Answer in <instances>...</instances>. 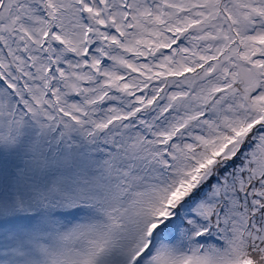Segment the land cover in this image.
I'll list each match as a JSON object with an SVG mask.
<instances>
[{"label": "snow or ice", "instance_id": "6c2138e0", "mask_svg": "<svg viewBox=\"0 0 264 264\" xmlns=\"http://www.w3.org/2000/svg\"><path fill=\"white\" fill-rule=\"evenodd\" d=\"M0 264H264V0H0Z\"/></svg>", "mask_w": 264, "mask_h": 264}]
</instances>
